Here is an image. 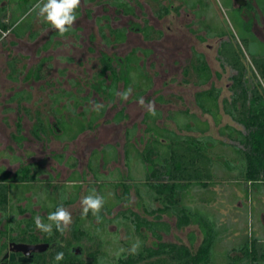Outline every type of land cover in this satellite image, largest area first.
Masks as SVG:
<instances>
[{"label": "flooded vegetation", "instance_id": "af4514ba", "mask_svg": "<svg viewBox=\"0 0 264 264\" xmlns=\"http://www.w3.org/2000/svg\"><path fill=\"white\" fill-rule=\"evenodd\" d=\"M184 1L82 0L72 30L61 37L32 10L38 0H0V188L6 191V197L0 195V264H43L61 239L47 241V234L36 229L33 218L40 215L48 222V214L58 206L73 208L92 190L105 202L113 194L112 204L107 205H113L112 215L100 213L97 220L91 212L82 217V209H73L76 213L67 234L81 218L84 230L98 239L103 238L93 229L110 234L111 225L122 227L113 222L122 210L116 214L113 211L128 205L122 203L121 196L122 139L134 127L138 132L140 124L122 128L125 109L115 93L127 89L129 64L136 69L133 84L140 85L132 91L134 95L142 94V73L149 74L152 81L142 97L152 93L159 60L171 75L177 59L182 79L192 51H200L190 47L187 61L177 57L178 46L167 44L166 32L159 23L174 12L175 2L184 8L178 13L193 15L191 23L198 21L197 12L204 5L212 9V0H192L197 1L195 8L187 11ZM228 1L240 10L245 31L264 42V0ZM161 5L169 8L162 18ZM213 16L215 23H221ZM202 18L204 24L209 23L208 18ZM6 25V30L1 28ZM146 27L150 28V40L145 38ZM192 27H188L190 33L198 28ZM5 32L9 33L7 37L3 36ZM199 35L207 38L205 31ZM196 39L200 43L215 40ZM132 53L137 58L135 65L127 61ZM59 54L73 59L62 64L55 59ZM34 93L38 96L35 101ZM93 102L104 107L93 111ZM81 126L84 130L79 132ZM82 137H86L84 143ZM106 210L104 207L101 211ZM139 215H145L144 209ZM69 243L76 256L87 258L91 246L87 240ZM78 244H84V255L80 248L73 247ZM39 245L48 248H28ZM23 257L27 260L21 262Z\"/></svg>", "mask_w": 264, "mask_h": 264}, {"label": "trees", "instance_id": "16d2710c", "mask_svg": "<svg viewBox=\"0 0 264 264\" xmlns=\"http://www.w3.org/2000/svg\"><path fill=\"white\" fill-rule=\"evenodd\" d=\"M186 4L187 10H191L195 8L196 2L192 1ZM161 8L159 17L162 18L168 15L169 8L163 5ZM181 9L182 6L176 7V13ZM204 23L202 17L198 16V21L193 22L198 28L191 30L202 42L207 38L229 37V40L222 42L218 52L219 60L223 66L227 65L236 72L231 77V96L221 99L222 89L216 87L212 82L213 72L204 54L195 50L192 51L190 62L182 70V82L202 88L194 95L195 103L202 114L210 115L213 118L217 126L221 123V112H224L234 122L242 126L244 131H238L229 125L224 126L220 129V135L226 137L230 143L219 142L214 147L207 145L209 137L197 138L181 134L168 135L166 138L170 140V143L167 145H163L157 139L148 143L143 154V161L150 166L151 171L146 182L141 185L143 191L145 190L144 193L142 194L140 187L136 186V192L142 200L145 215H139L128 208L114 217L113 221L126 227L129 237L126 242L131 241L132 244L137 240L141 242L137 254L128 253L127 250L131 248L129 245L125 249L126 251L117 258L114 253L123 249L125 240H122L119 246L114 249L109 241L98 239L97 236L84 230L80 223L83 221L81 218L80 222L77 221L78 223L76 222L71 227L68 234L65 232L61 235L54 229V234L46 236L47 241H55L57 237L61 241L56 243L43 264H57L54 257L60 251L64 252V259L59 264H264V236L250 230L247 223L246 228L241 229L238 240L226 244L224 235L228 229L225 225L221 228L217 226L219 217L208 220L209 216L206 215L209 213L208 210L202 209L203 206L198 205L195 201L190 206L184 205L182 195H180L184 186L197 184L208 188L214 179H221L223 181H240L245 184L247 197L250 195L248 186L257 190V193L251 191L254 201L260 200L261 196L264 197V51L256 53L251 49L250 41L240 35L239 38L251 59L253 72L258 74H256L257 79H254L252 75L248 74V68L234 33L230 29L228 31L222 28L215 30L216 27L210 21ZM1 28L6 30L8 25ZM146 29L148 30L145 32V38L150 40L152 39L149 35L150 28L146 27ZM203 31L206 32L207 38L199 35V32ZM158 35L161 37L160 33ZM127 61L135 65L137 63L135 53L128 56ZM135 71L133 65L129 64L126 68V87L127 89L130 87L132 91H137L140 88L139 84H133L132 73ZM141 80V86H144L142 93H144L147 88L151 87L152 81L149 74L143 73ZM210 83V87L203 89ZM160 102L168 104L171 101L161 97ZM177 114V118H181L178 122L180 131L184 130V125L188 120H193L202 133L208 130V122L200 121L188 110L180 111ZM123 115L122 111V118ZM149 118L150 116L146 115L143 123L147 124ZM82 130L84 127L81 126L79 132ZM130 140L129 136L128 145ZM213 156H222L226 160L229 172L232 168L236 169L237 174L223 170V175H219V165L212 160ZM238 162V167H234ZM129 189L128 185L125 186L122 202L130 201ZM5 192L0 188L2 197H6ZM152 197L155 202L159 203L158 208L152 207ZM251 205L250 208L253 212L255 208L252 203ZM112 206H104L107 209L106 212L102 213L101 211L100 213L112 215ZM245 209H249V207H245ZM262 211L264 212V210ZM168 214L176 218L175 227L177 230L190 226L194 218L206 220L208 232L199 255L195 256L188 246L163 240V234L168 235L172 229L170 224L162 221L163 217ZM145 232L156 241L154 246L147 245ZM82 240H87L91 244L87 248V258L85 259L76 256L69 247L70 241L76 243ZM60 244L63 247H60ZM233 254H241L242 258L235 259Z\"/></svg>", "mask_w": 264, "mask_h": 264}, {"label": "rangeland", "instance_id": "374dc122", "mask_svg": "<svg viewBox=\"0 0 264 264\" xmlns=\"http://www.w3.org/2000/svg\"><path fill=\"white\" fill-rule=\"evenodd\" d=\"M212 9H209L206 5L202 7V10L197 12V16L199 17H206L211 22L212 25H214L215 30H219L220 28L226 27L229 29H232L233 32L236 34V36L241 35L240 30L236 28L235 24V17H238L237 12H232L228 9V5L230 4L228 0H212ZM178 3H174L173 6L178 7ZM182 8L181 10H183ZM185 11V10H184ZM188 11V10H187ZM209 14H214L221 22V23H215L214 21L216 19L211 20V18L207 17L210 16ZM213 16V17H215ZM193 15L186 12L176 13L171 12L169 16L162 20L159 23V26L163 28L167 35V44L170 45L172 48H175L178 46V50L176 51L177 57H182L184 60H188L190 57V47H195L200 52H203L207 55L208 62L210 64V67L213 71L214 77L213 81L215 82V85L222 88L223 96L229 95V85H230V78L233 75V72L230 68L223 66L221 61L217 58V49L219 42L217 40H209L204 43L198 42L196 39V36L188 30L189 26H193L192 28H196V25H194L192 22ZM203 19V18H202ZM207 22V21H206ZM193 30V29H192ZM203 35V33H202ZM135 43H137V40L134 39ZM123 52V51H122ZM177 59H174V68L172 69V74L169 75L166 73L167 67L159 60V65L157 67V75L155 79V88L153 89L152 93L146 97V101L152 100L153 96L159 93H177L179 95H182L184 97L186 105L194 112L199 113L197 110L194 101H193V93L195 92V88L193 86L184 85L179 81L180 78V68L181 63ZM250 67V63L246 61ZM248 67V68H249ZM250 72L251 69L249 68ZM219 76V77H218ZM173 79H176L178 81L177 83L173 82ZM31 84V83H29ZM1 91L6 92L7 89L2 88ZM155 107L161 108L164 112L167 110V107H160L159 105L155 104ZM139 105L137 107H130L129 113L127 114V119L125 123L122 124V128L125 127V125H130L133 121H139L141 119L142 113L145 112L143 109H139ZM226 121H230L228 118H225ZM171 128H173L172 124L170 122L165 123ZM141 129V138H142V144L147 138V134L144 133V126L140 125ZM213 136H217L216 129L213 127L212 132L210 133ZM122 138H123V131H122ZM86 141V137L81 138V143H84ZM139 146H143V145ZM133 175V174H132ZM149 175V174H148ZM136 179L141 178L143 175L139 173H134L133 175ZM142 184H138L140 190L143 191V188L141 186ZM250 195L248 197L244 196L242 194L241 190L234 184L230 183H224L220 185L219 187V195L221 204L219 206L215 207H222L220 208V212L222 213V218L224 219H239L241 224H249L250 230L256 231L258 234H261V231L264 233V228L261 225V213L262 208L264 206V198H260V200H253V195L251 194V191H255L253 188H249ZM123 194V189H122ZM213 199L214 197H210ZM111 196L109 197V200L105 202L104 206L107 207L108 204H112ZM258 201V202H257ZM254 202V208L255 211L252 212V208H250ZM246 207L249 209H244L241 211V208ZM127 207H130L134 212L143 214V204L141 203V200H139L135 194L134 189H131L130 191V203L129 205L122 204L118 206L113 213H117L121 210L126 209ZM206 209L208 208L205 206ZM203 207L202 209H204ZM238 208V209H237ZM77 211L82 209L81 204H77L73 208L70 207L67 210L70 211L72 214V218L74 217L75 213L74 210ZM210 209V208H209ZM208 209V210H209ZM212 210L209 211L208 214L210 217L209 219H215L213 214H217L216 211H218L216 208H211ZM201 211V210H200ZM202 212V211H201ZM203 214V212H202ZM253 215V217H252ZM172 218V217H171ZM170 218V219H171ZM226 220V221H227ZM249 220V222H248ZM170 221H174V219H171ZM96 224H99L98 221H95ZM206 224L202 221H199L197 219H194L193 223L191 224V227L183 230H176L175 228L171 231L169 235H163V240L165 242H173L182 244L185 246H188L191 248L193 254L195 256L199 255L200 249L203 245V242L206 238L207 230L204 228ZM101 238L108 240L112 247L116 249L120 243H117L119 240H125L123 244V249H126L127 246L131 245L132 242H126V240L129 239L127 234L126 227L122 226H115L111 225L109 228V233L107 234L103 229H93ZM145 236H147V245L148 246H154L156 244V241L152 238L150 234L147 232L144 233ZM231 241L226 242V244H230ZM233 242V241H232ZM231 242V243H232ZM79 246L75 245L73 247L80 248L81 254L84 255V244H78ZM233 257L235 259H241V254H233Z\"/></svg>", "mask_w": 264, "mask_h": 264}, {"label": "crops", "instance_id": "0c3cea01", "mask_svg": "<svg viewBox=\"0 0 264 264\" xmlns=\"http://www.w3.org/2000/svg\"><path fill=\"white\" fill-rule=\"evenodd\" d=\"M175 1H177V0H175ZM184 2L190 3V2H192V0H185ZM175 3H177V2H175ZM228 9L232 12L238 13L237 14L238 17L234 18L236 28H238V30H240L239 32H241V36L246 37L250 41L251 49L253 51H255L256 53L262 52V50L264 51V42L263 41L260 42L252 34L245 31L244 22L241 20L242 18L240 16V10L231 7V4L228 5ZM174 12H176V11L174 10ZM222 29H225L226 31L229 30V28H226V27H224ZM230 30L233 32L232 29H230ZM234 35H235L236 40L240 46V52L243 55V58H244V61H245L247 68L249 67V65L246 61H248L250 63L249 68L251 69V72L248 68V74H249V76L252 75V77H254V79H255L257 72H255V73L253 72V67L251 66V63H252L251 59H250L249 54L247 53L242 41L239 38L240 35L236 36L235 33H234ZM215 40H217L219 42L218 49H217V58L219 59V52L218 51L222 45V42L229 40V37L228 36L216 37ZM13 41L14 40H12L11 43H13ZM205 57H206V60L208 62V58H207L206 54H205ZM55 59L59 60L63 64V62L66 63V62L72 60L73 58L70 56H65L63 54H59V56H57ZM208 64H209V62H208ZM209 66H210V64H209ZM225 67L230 68L227 65ZM232 72H233V75L236 73L234 70H232ZM179 81L182 84H184L182 82V79ZM230 81H231V78H230ZM173 82L177 83L178 81H176V79H173ZM212 82L215 84V82L213 80H212ZM184 85L193 86L196 89L195 92L193 93V101H194V104H195L197 110L199 111V113L192 111L186 105L184 97L182 95H179V94L174 93V92H172V93H159V94H156L155 96H153L152 100L154 101V103L156 105H159L160 107H162V106L167 107V110L165 112L161 108L156 107V115L155 116H152L145 111L142 113L141 119L139 121H137V122L133 121L130 125H125V127H131L132 125H136V124H140L141 126H144V133L147 134V138L142 144L141 129L139 127L138 132H136V128L134 127L131 132L128 131L129 133H127L126 138L122 139V189H123V194L121 195L122 198L124 197V194H125V186L128 185L130 188L129 189V198H130L131 189H134L137 198L139 200H141L139 198L137 192H136V186L138 184H144L147 180L148 174H150L149 172L151 171L150 166H148L143 161V158H144L143 154L145 153L146 148L148 146V143L150 141L157 139L163 145H167L170 143V140L168 138H166L168 135H170V134H177V135L181 134L183 136H192V137H197V138L209 137L210 140H207V145L209 147H214V145L216 143H219V142L230 143L226 137L220 135V129L223 128L224 126L229 125L231 127H234L235 129H237L238 131H244L242 126H240L236 122H234L233 119L230 116L226 115L224 112H221V123L217 126L215 124L213 118L210 115L202 114L201 110L198 108V106L195 103L194 95L197 91H199L202 88H197L192 84H184ZM210 85H211V83L208 86L204 87L203 89L210 87ZM231 86H232V81L230 82V85H229V95L223 96V91H222L221 99L229 98L231 96ZM216 87H218V86H216ZM218 88H220V87H218ZM142 94L138 96V95H134L132 93L127 101H122V107H123L122 110L125 109V112H123L124 113L123 116L125 117V121L127 119V114L129 113L128 112L129 108L132 106L137 107L138 106V100L140 98L146 99V96L142 97ZM37 97L38 96L36 95V93H34L33 94L34 101L37 100ZM161 97H163L164 99L167 98V100H170L171 102L168 104L161 103L160 102ZM29 98H31V96H29ZM29 100H31V99H29ZM139 109L141 110V108H139ZM185 110H188L191 115H194L200 121H202V122L207 121L208 125H209L208 130L205 133H202L201 131H199L200 130L199 127H197L195 125L193 120H188L187 123L184 125V127H185L184 130L180 131L179 127H178V122L181 120V118H177V115H178L177 113L180 111H185ZM146 115L150 116L147 124L143 123ZM225 118H228L230 121L229 122L226 121ZM125 121L123 123H125ZM167 122H170L172 124L173 128H171V126L165 124ZM213 127L216 129V133H217L216 137L210 134L212 132ZM129 136H130L131 140H130L129 145H128L127 139ZM141 144L143 145L142 147L139 146ZM151 156H152V154H151ZM212 160L215 161L219 165V175H223V170H226L228 173L237 174L235 172L236 169L233 170L231 168V170L229 172L228 167L226 165V160L222 156H213ZM238 165H239V162L236 163L234 165V167H238ZM134 173H139V174H142L143 176L139 179H136L133 176ZM224 183H230V184L236 185L241 190L242 194H244V196H246L245 184L240 183V181L239 182L235 181V180L223 181L221 179H214L208 188H205V187H202L200 185L195 184V185H190V186H184L181 189L182 192H180V191L179 192L181 193L180 195H182L183 204L186 206L192 205L193 202L195 201V203H197L200 206H203V207L207 206L208 208L206 209V207H205L204 208L205 210H208L210 208L208 210V212L210 210H212L211 208H216L218 210V211H216L217 214H213V215L216 217H219V222L217 223V226L219 228H221L225 225L226 228L228 229L224 235L226 237L225 242H228V241L236 242L238 240L240 233H241V229H245L246 224H241L239 219L233 220V218H232V219L227 220V219L222 218V215H221L222 213L220 212V208H222V207H215V206H219L221 204V200H220L221 198L219 195L220 194L219 193V187H220V185H222ZM248 188H250V186H248ZM144 191H142V194L144 193ZM257 192L258 191L255 190L252 193H257ZM111 195H113V194H110L109 197ZM210 197H214V198L211 199ZM262 197L263 196H261V198ZM146 200H148V199H146ZM129 203H130V201L127 204L129 205ZM141 203H142V200H141ZM151 205L154 208H158L160 206L158 202L154 201L153 197L151 199ZM253 205H254V202H253ZM245 207H246V205H244V207L241 208V211H243L245 209ZM128 208H130V207H127L126 209H128ZM126 209H124V210H126ZM124 210H122V211H124ZM262 210H264V208H262ZM170 218L174 219V221L173 222L170 221L171 220ZM194 219H197L201 222L203 221L206 224V226L204 228L208 232V226H207L206 220H202L199 218H194ZM162 221L170 224V226L172 227L171 231L174 228L176 229V227H175L176 218L173 215H171V214L165 215L163 217ZM261 221H262L261 225H264V212L263 211L261 213ZM189 227H191V225L184 228V229H187ZM262 227L264 228V226H262ZM163 235H165V234H163ZM258 235L264 236V233L261 231V234H258ZM231 242H230V244H231Z\"/></svg>", "mask_w": 264, "mask_h": 264}, {"label": "clouds", "instance_id": "9594fccd", "mask_svg": "<svg viewBox=\"0 0 264 264\" xmlns=\"http://www.w3.org/2000/svg\"><path fill=\"white\" fill-rule=\"evenodd\" d=\"M81 3L82 0H38V3L33 6L32 10L37 12L38 17L50 24L61 37H64L72 30L77 20V10L80 8ZM8 35V32L3 33L4 37H7ZM131 94L132 89L130 87L124 91L115 93L121 101H127ZM138 105L150 115H156L154 101H146L144 98H140L138 100ZM103 107L104 105L102 103L93 102L92 104V110L96 112H99ZM80 203L82 207V216L87 217L91 212L92 216L99 220L100 212L105 204V198L103 196L96 193L95 190H92L88 195L81 199ZM33 219L36 229L49 236L53 233V226L57 232L63 235L73 223L72 214L63 207V205L58 206L55 211L48 214L46 218L48 222H45V219L40 215H36ZM59 246L63 247L62 244ZM140 247L141 242L137 240L127 251L129 254L135 255ZM125 251V249H119L114 255L119 258ZM63 259V251L55 254L54 260L57 264Z\"/></svg>", "mask_w": 264, "mask_h": 264}, {"label": "water", "instance_id": "95a60500", "mask_svg": "<svg viewBox=\"0 0 264 264\" xmlns=\"http://www.w3.org/2000/svg\"><path fill=\"white\" fill-rule=\"evenodd\" d=\"M246 4V1H243V5H245ZM29 249L31 248V249H33L34 251H44L45 249H47L48 248V245H39V246H36V247H28ZM26 253V252H25ZM27 254V253H26ZM27 259L26 258H20V261L21 262H24V261H26Z\"/></svg>", "mask_w": 264, "mask_h": 264}]
</instances>
